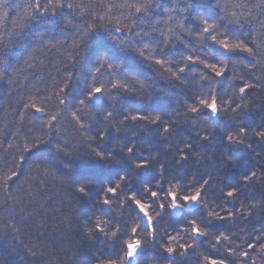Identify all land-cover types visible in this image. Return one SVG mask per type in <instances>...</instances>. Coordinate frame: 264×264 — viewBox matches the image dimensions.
<instances>
[{"label": "trees", "instance_id": "trees-1", "mask_svg": "<svg viewBox=\"0 0 264 264\" xmlns=\"http://www.w3.org/2000/svg\"><path fill=\"white\" fill-rule=\"evenodd\" d=\"M213 262L264 264V0H0V264Z\"/></svg>", "mask_w": 264, "mask_h": 264}, {"label": "snow or ice", "instance_id": "snow-or-ice-1", "mask_svg": "<svg viewBox=\"0 0 264 264\" xmlns=\"http://www.w3.org/2000/svg\"><path fill=\"white\" fill-rule=\"evenodd\" d=\"M36 7H37V9H39V7H40L39 3H37V6H36ZM205 31H208V29L206 28ZM222 47L227 48V45H226V44H225V45H222ZM235 47L238 48V49H240V50H242V51H247L249 54H251V49L241 48V46H240L239 44L236 45ZM217 74L219 75L220 73H217ZM96 92H97V93H100V92H101V89L97 88V89H96ZM201 103H203V104H205L206 106L210 107V109H211L212 112H216L217 109H216V105H215V102H214V101H213V103L210 104V105L208 104L207 101H201ZM192 110H193V111H196L195 108L192 109ZM129 151H131V149H129ZM80 191H81V192H84L85 189H84V188H81ZM108 191H109V192H113L114 190L111 189V188H109ZM155 195H156V193H153V196H155ZM198 195H199V194H197V196H198ZM229 195H232V193L229 192ZM172 198H173V201H174L175 198H176L174 194H172ZM185 199L196 200L197 197H191V198L185 197ZM104 203L107 204L108 201L105 200ZM137 204H138V206H139V208H140V211L143 212L144 215L147 217V216H148V213H147V211L144 209V206H143L142 204H140L139 201H137ZM174 207H179V206L174 204ZM149 221H150V218H149ZM101 231H103V229H101ZM194 231L197 232V234H199V229H194ZM138 247H139V242H138V241L136 242L135 245L129 244V249H130V251H129V256H130V257L133 256V255H135V249L138 248ZM213 264H215V262H213Z\"/></svg>", "mask_w": 264, "mask_h": 264}, {"label": "rangeland", "instance_id": "rangeland-1", "mask_svg": "<svg viewBox=\"0 0 264 264\" xmlns=\"http://www.w3.org/2000/svg\"><path fill=\"white\" fill-rule=\"evenodd\" d=\"M129 260H130V262H133L134 261V255L129 257Z\"/></svg>", "mask_w": 264, "mask_h": 264}]
</instances>
